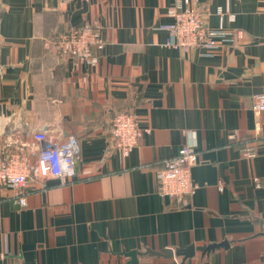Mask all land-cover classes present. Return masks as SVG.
<instances>
[{
    "label": "crops",
    "instance_id": "obj_1",
    "mask_svg": "<svg viewBox=\"0 0 264 264\" xmlns=\"http://www.w3.org/2000/svg\"><path fill=\"white\" fill-rule=\"evenodd\" d=\"M180 5L207 10L211 28L227 8L224 27L244 37L213 51L169 46L163 27ZM85 25L103 43L96 66L55 46ZM256 93L264 94V0H0V154L35 152L41 131L78 145L73 178H33L26 206L0 188V264H264ZM122 112L148 130L128 157L111 133ZM186 131L199 160L197 190L182 206L158 194V172ZM190 247L191 257L166 256Z\"/></svg>",
    "mask_w": 264,
    "mask_h": 264
},
{
    "label": "built area",
    "instance_id": "obj_2",
    "mask_svg": "<svg viewBox=\"0 0 264 264\" xmlns=\"http://www.w3.org/2000/svg\"><path fill=\"white\" fill-rule=\"evenodd\" d=\"M206 13L207 10L203 8L188 5L173 8L170 11L173 22L163 27L170 36L167 44L184 51L193 48L213 51L223 42H234L244 37L242 31L224 27V18L229 13L227 8L217 9L221 22L217 28L206 24ZM55 46L65 57L76 59L80 64L96 66L98 58L94 49H101L103 43L97 29L85 25L73 27L58 35ZM252 104L256 112L263 113L264 94H254ZM147 132L148 130L141 127L139 117L134 112L116 114L111 123L114 150L122 157H128ZM185 135L186 143L175 156L162 162V168L158 172V194L175 199L182 206H187L186 196L194 194L197 190L192 178V169L199 160L195 133L186 131ZM34 138L41 144L35 152L28 153L18 147L15 151L0 154V188L12 190V199L21 207L27 205L23 189L33 178L39 181L54 178L70 180L75 174V161L78 156L76 142L70 139L61 142L49 136L46 131L36 133ZM34 155L37 156L36 163L31 161V156Z\"/></svg>",
    "mask_w": 264,
    "mask_h": 264
},
{
    "label": "water",
    "instance_id": "obj_3",
    "mask_svg": "<svg viewBox=\"0 0 264 264\" xmlns=\"http://www.w3.org/2000/svg\"><path fill=\"white\" fill-rule=\"evenodd\" d=\"M224 246V245H227L226 243H223V244H214V245H210V246H207V247H200L198 249L202 250V251H206V252H210L216 248H219L220 246ZM195 250L196 248L194 247H190L186 250H182V251H175V252H166V256H168L169 258H172L174 256H184L185 258H188V257H191L194 255L195 253ZM157 256H164L162 254H156ZM131 257H132V262L131 263H135V259H136V255L135 254H131Z\"/></svg>",
    "mask_w": 264,
    "mask_h": 264
}]
</instances>
